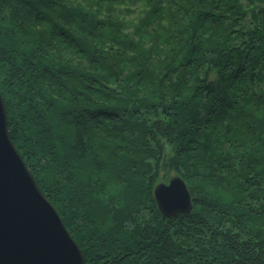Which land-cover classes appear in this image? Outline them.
I'll return each instance as SVG.
<instances>
[{
  "label": "trees",
  "instance_id": "obj_1",
  "mask_svg": "<svg viewBox=\"0 0 264 264\" xmlns=\"http://www.w3.org/2000/svg\"><path fill=\"white\" fill-rule=\"evenodd\" d=\"M0 92L85 264H264V0H0Z\"/></svg>",
  "mask_w": 264,
  "mask_h": 264
},
{
  "label": "water",
  "instance_id": "obj_2",
  "mask_svg": "<svg viewBox=\"0 0 264 264\" xmlns=\"http://www.w3.org/2000/svg\"><path fill=\"white\" fill-rule=\"evenodd\" d=\"M154 196L164 219L193 210L180 176L158 184ZM0 264H85L82 249L12 142L1 92Z\"/></svg>",
  "mask_w": 264,
  "mask_h": 264
},
{
  "label": "rangeland",
  "instance_id": "obj_3",
  "mask_svg": "<svg viewBox=\"0 0 264 264\" xmlns=\"http://www.w3.org/2000/svg\"><path fill=\"white\" fill-rule=\"evenodd\" d=\"M162 175V174H161ZM174 176H179V175H176V174H172V175H170L169 177L167 176V178L165 179V178H163L162 176H161V178H160V180H159V182L156 184V186L158 185V184H160V183H169V181H170V179L171 178H173ZM181 177V176H180ZM185 181V180H184ZM155 186V187H156ZM155 189V188H154ZM45 195V194H44ZM193 200V199H192ZM193 211V210H192ZM167 219V218H166ZM63 221V220H62ZM64 223V222H63ZM65 225V224H64ZM66 227V226H65ZM66 229H67V227H66ZM68 230V229H67ZM69 231V230H68ZM70 233V232H69ZM70 235H71V233H70ZM72 236V235H71ZM73 238V237H72ZM74 239V238H73ZM75 240V239H74ZM77 243V242H76ZM80 247V246H79Z\"/></svg>",
  "mask_w": 264,
  "mask_h": 264
},
{
  "label": "bare ground",
  "instance_id": "obj_4",
  "mask_svg": "<svg viewBox=\"0 0 264 264\" xmlns=\"http://www.w3.org/2000/svg\"><path fill=\"white\" fill-rule=\"evenodd\" d=\"M6 112H7V110H6ZM8 117V116H7ZM24 159V158H23ZM25 161V160H24ZM26 163V162H25Z\"/></svg>",
  "mask_w": 264,
  "mask_h": 264
}]
</instances>
